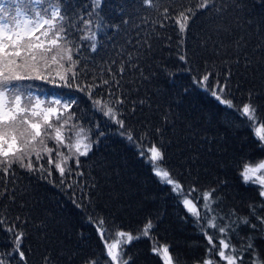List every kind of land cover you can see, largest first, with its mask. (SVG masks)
I'll return each instance as SVG.
<instances>
[{
	"label": "trees",
	"instance_id": "16d2710c",
	"mask_svg": "<svg viewBox=\"0 0 264 264\" xmlns=\"http://www.w3.org/2000/svg\"><path fill=\"white\" fill-rule=\"evenodd\" d=\"M65 2L78 5L75 11L83 13L84 19H89L87 12L91 0ZM121 2L130 6L135 0H105V5ZM238 2L241 8L228 9L227 24L231 35L217 28L223 22L214 13L204 14L207 9L198 11L188 21L183 34L174 19L165 21L164 28L154 24L153 21L163 20V17L159 11L150 8L141 10L140 15L144 19L133 13L130 25H121V31L127 27L129 35L139 33L141 38L150 41L151 52L141 63L145 65L146 72L155 73L150 80L143 82L138 94H132L131 99H144L147 103L137 104L135 114L126 111V127H131L136 137L150 131L149 138L142 143L145 146L156 143L162 147L165 154L163 165L182 183L185 191L190 187L197 189L191 193L193 198L203 190L215 188L224 212L235 209L238 214L247 215L249 202L259 197L255 186L242 184L239 172L243 161L255 163L264 159V149L258 147L259 142L246 126L247 117L221 105L210 93L197 88L192 82L194 76L205 71L223 79L224 73L231 67L233 103L242 105L248 102L251 92L257 114L264 113V7L259 5L258 0ZM182 3L188 6L187 0H175V4L163 0L158 7L161 10L169 7L170 15H174ZM102 11L107 14V7H103ZM106 18L113 23L120 22V15L115 12ZM80 26L83 27V24ZM92 27L95 30V22ZM240 37L244 38L246 47L237 52L235 41ZM98 40V53H89L94 57V61L89 62L92 65L89 83L92 82V73L97 76L105 73L107 64L104 61L116 58L112 46L122 42V35L107 28L105 32L98 33ZM80 43L88 52V42ZM180 55L186 56L187 64L179 59ZM237 56L240 57L239 65L234 63ZM245 56L251 62L247 68ZM210 82L215 83V79H210ZM26 83L38 84L60 95L79 97L82 113H86L89 120L94 118L99 121L101 130L105 131L100 142L93 145L89 156L80 158L82 165L79 171L84 175L69 179V182L74 179V189L62 190L36 176L19 173V188L27 191L25 195L17 196V202L10 205L7 215L29 218L23 226L26 235L22 245L28 264H45L46 255L52 264H84L89 257L103 256V245L96 227L88 222L90 214L104 217L134 235L149 220L152 221L151 238L144 237L125 245V255L131 257L129 264H163L151 250L154 241L169 244L170 252L179 255L181 264H196L205 256L207 240L195 218L184 208L181 198L171 191V186L160 183L155 177L151 165L138 155L136 145L120 135L118 125L112 124L101 113L94 112L83 93L38 81ZM185 88L189 89L187 93ZM98 91L103 92V89ZM157 128L160 132L155 131ZM54 177L58 179V173L54 172ZM73 190L77 199L84 197L86 211L78 209L72 202ZM21 203L25 207H20ZM41 222L47 227L35 226ZM249 231L243 227L240 235L246 236ZM242 242L233 236V244L239 246ZM255 244L260 255L264 256V239H256ZM12 247L10 234L0 231V252L10 251Z\"/></svg>",
	"mask_w": 264,
	"mask_h": 264
},
{
	"label": "snow or ice",
	"instance_id": "6c2138e0",
	"mask_svg": "<svg viewBox=\"0 0 264 264\" xmlns=\"http://www.w3.org/2000/svg\"><path fill=\"white\" fill-rule=\"evenodd\" d=\"M162 3L163 0H135L130 6L123 2L105 5V0H91L87 12L89 19H84L83 13L75 11L79 6L69 5L65 0H0V231L10 234L13 245L10 251L0 252V264H13V261L28 264L22 245L26 235L23 226L29 222V218L7 215V209L17 202V196H23L27 191L19 188V173L36 176L62 190L74 189L75 181L69 182V179L84 175L79 171L82 165L80 158L88 157L93 145L98 144L105 135L99 121L94 118L89 120L86 113H82L79 97L60 95L38 84L25 83L37 81L83 93L91 102L94 112L101 113L112 124L118 125L120 135L136 145L138 155L151 165L160 183L170 185L171 191L181 198L180 202L195 218L201 234L207 240L205 256L196 264H264V256L260 255L255 244L256 239H264V159L256 163L243 161L239 172L242 184L255 186L259 197L249 202V213L241 215L235 209L224 212L220 208L217 189L203 190L193 198L191 193L197 189L190 187L185 191L182 183L163 165L165 154L162 147L156 143L150 146L142 143L149 138L150 131L136 137L133 129L126 127V111L135 114L137 104L147 103L144 99H131L132 94H138L143 82L150 80L155 73L146 72L145 65L141 63L151 52L150 41L141 38L139 33L129 35L127 27L121 31V25L129 26L133 13L144 19L140 15L141 10L150 8L159 11L163 17V20L153 21L154 24L164 28L165 21L174 19L179 32L183 34L188 21L198 11L207 9L204 14L214 13L223 22L217 28L231 35L227 24L228 9L241 8L238 0H195L194 4L193 0H187V7L182 3L179 10L170 15L169 7L162 10L158 7ZM169 3L175 4V0H169ZM258 3L264 7V0H258ZM105 6L107 14L102 11ZM113 12L120 15L119 23L106 18ZM94 22L95 30L92 27ZM107 28L121 34L122 42L113 44L116 58L104 61L107 64L105 73L99 76L92 73V82L89 83L88 76L92 72L89 62L94 61L89 53H98V33L105 32ZM81 41L88 42V52L83 50L85 45ZM243 41V37L235 41L237 52L246 47ZM179 59L188 63L185 55H180ZM244 59L247 68L251 62L246 56ZM234 63L239 65V56L235 57ZM231 76L232 69L229 67L223 79L205 71L194 76L192 82L197 88L210 93L221 105L247 117L246 126L259 142L258 147L264 149V113L257 114L251 92L248 102L242 105L233 103ZM210 79H215V83H211ZM99 89H103V92ZM188 91L184 89L185 93ZM66 131L72 135L66 136ZM155 131L160 132V129ZM54 172L58 173V179L54 177ZM81 191H84L83 187ZM71 199L78 209L86 211L84 197L77 199L73 190ZM201 200L203 203H200ZM20 207L25 205L21 203ZM88 222L96 227L103 245V256L89 257L84 264H129L131 257H126L125 245L144 237L151 238L154 227L149 220L134 235L111 224L104 217L90 214ZM109 224L111 227H108ZM35 226L47 227L43 222ZM243 227L250 230L246 236L240 235ZM233 236L243 242L236 246L232 243ZM151 250L163 264H181V258L170 252L167 243L157 245L154 241ZM44 261L45 264H52L47 255Z\"/></svg>",
	"mask_w": 264,
	"mask_h": 264
},
{
	"label": "rangeland",
	"instance_id": "374dc122",
	"mask_svg": "<svg viewBox=\"0 0 264 264\" xmlns=\"http://www.w3.org/2000/svg\"><path fill=\"white\" fill-rule=\"evenodd\" d=\"M25 83H26V82H25ZM65 135H66V136L70 135V132L66 131V132H65ZM74 138H75V137L73 136V139H74ZM65 151H66V149H65ZM259 161H260V160H259ZM257 162H258V161H257ZM255 163H256V162H255ZM160 244H163V243H160ZM160 244L157 243V245H160Z\"/></svg>",
	"mask_w": 264,
	"mask_h": 264
}]
</instances>
